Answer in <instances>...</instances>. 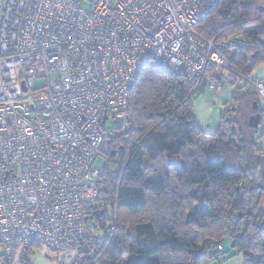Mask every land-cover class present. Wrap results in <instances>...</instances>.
Wrapping results in <instances>:
<instances>
[{
  "label": "built area",
  "instance_id": "1",
  "mask_svg": "<svg viewBox=\"0 0 264 264\" xmlns=\"http://www.w3.org/2000/svg\"><path fill=\"white\" fill-rule=\"evenodd\" d=\"M219 2L0 0L4 258L38 244L55 254V264H95L97 243L114 236L118 220L103 203L93 219L84 218L83 208L97 200L95 160L112 163L111 136L118 127L131 129L140 68L152 61L179 73L194 84L192 94L212 65L229 66L224 50L252 48L238 37L208 40L196 32ZM84 3L88 12L81 10ZM51 73L58 77L50 79ZM39 78L45 85L36 87ZM207 79L209 87L221 86ZM225 83L250 84L264 108V80L234 73ZM108 121L122 122L108 128ZM216 251L223 261L221 243Z\"/></svg>",
  "mask_w": 264,
  "mask_h": 264
},
{
  "label": "trees",
  "instance_id": "2",
  "mask_svg": "<svg viewBox=\"0 0 264 264\" xmlns=\"http://www.w3.org/2000/svg\"><path fill=\"white\" fill-rule=\"evenodd\" d=\"M195 30L208 40L238 37L252 47L223 51L229 66L208 70L220 85L264 64V0H220ZM193 87L152 61L140 68L131 129L114 131L113 162L101 170L97 200L83 208L84 218L93 219L103 203L118 220L114 236L97 243L95 264H209L226 238L242 264H264V147L255 143L260 125L264 138V109L243 83L231 102L234 117L227 112L207 134L193 119ZM256 113L260 121L251 127ZM242 114L245 122L237 118Z\"/></svg>",
  "mask_w": 264,
  "mask_h": 264
},
{
  "label": "rangeland",
  "instance_id": "3",
  "mask_svg": "<svg viewBox=\"0 0 264 264\" xmlns=\"http://www.w3.org/2000/svg\"><path fill=\"white\" fill-rule=\"evenodd\" d=\"M81 10L88 12L90 10L89 4L84 3L81 7ZM214 74L219 73L215 72ZM206 76L207 78H210L209 73H207ZM56 77H58L57 73H51L49 75L50 79H54ZM207 78H205L204 83H201L200 86L195 88V90L193 91L191 96V104L194 121L201 127V129L205 133L214 134L218 130L222 122V117L224 115H227V112L232 118L234 117V113L231 109V102L233 99L234 91L236 90L235 88L238 86V84L234 85L225 83L218 89H215L209 87ZM35 85L36 87L45 85V79H37L35 81ZM246 113L247 112H245V114L243 113L245 118L248 117V114L246 115ZM243 114L242 117H237L239 121H242L244 119ZM243 121L245 122L246 120ZM121 122L122 121H108L105 126L110 128L114 125L120 124ZM262 127V125L258 127V137H256L255 143L257 146L264 147V138H259ZM105 165L106 161L102 157H98L94 162L95 168L99 170H102ZM212 244L215 243L213 242ZM230 244V238H226L223 240L224 253L222 254L224 255V259L221 262H224L226 258L231 257L235 253L238 255L236 250L233 249V244H231L232 246ZM0 261L2 264H24L25 262H27L28 264H55V254L44 245H32L29 247L20 248L13 259H6L2 256V251L0 248ZM240 262L242 264L241 258Z\"/></svg>",
  "mask_w": 264,
  "mask_h": 264
},
{
  "label": "crops",
  "instance_id": "4",
  "mask_svg": "<svg viewBox=\"0 0 264 264\" xmlns=\"http://www.w3.org/2000/svg\"><path fill=\"white\" fill-rule=\"evenodd\" d=\"M252 76L254 78H258V79H262L264 80V64L259 65L258 67H256L253 72H252ZM204 83V80L201 82ZM243 84H239L237 87L241 88ZM236 87V88H237ZM235 88V89H236ZM244 90V89H243ZM235 93V91H234ZM234 96V95H233ZM259 104L260 106L263 108L260 100H259ZM264 109V108H263ZM224 252V251H223ZM209 264H241L240 262V257L235 253L234 255H232L229 258H226V260H224V262H218L216 259H211Z\"/></svg>",
  "mask_w": 264,
  "mask_h": 264
},
{
  "label": "water",
  "instance_id": "5",
  "mask_svg": "<svg viewBox=\"0 0 264 264\" xmlns=\"http://www.w3.org/2000/svg\"><path fill=\"white\" fill-rule=\"evenodd\" d=\"M24 91H25V89H24ZM256 107H257V105L254 104V108H256ZM248 121H249V125L251 127H257L258 126V123L260 121V114L259 113H256V114L250 115L249 118H248Z\"/></svg>",
  "mask_w": 264,
  "mask_h": 264
}]
</instances>
